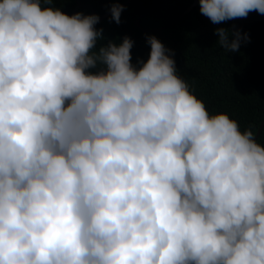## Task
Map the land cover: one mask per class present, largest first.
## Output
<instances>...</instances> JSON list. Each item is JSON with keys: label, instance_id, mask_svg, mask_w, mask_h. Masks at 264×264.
<instances>
[{"label": "clouds", "instance_id": "1", "mask_svg": "<svg viewBox=\"0 0 264 264\" xmlns=\"http://www.w3.org/2000/svg\"><path fill=\"white\" fill-rule=\"evenodd\" d=\"M54 3L0 0V264H264L254 131L209 113L154 35L133 65L128 36ZM199 4L214 24L264 14Z\"/></svg>", "mask_w": 264, "mask_h": 264}, {"label": "trees", "instance_id": "2", "mask_svg": "<svg viewBox=\"0 0 264 264\" xmlns=\"http://www.w3.org/2000/svg\"><path fill=\"white\" fill-rule=\"evenodd\" d=\"M125 0H120V3ZM55 0L54 6L72 15L97 14L99 17L112 7V0ZM193 0H158L149 13L135 19L155 3V0H130L123 5L120 23L112 14L105 16L95 27L103 29L106 40L121 42L125 36L133 41L131 62L146 61L151 46L148 36H155L166 49L172 50L178 75L189 85L190 91L203 101L209 113L224 112L235 119L241 130L252 129L256 134L264 119V20L262 14L251 11L247 17L214 24L200 11L199 0L182 18L169 25ZM164 27V28H163ZM241 34L239 50L226 52L216 44V28ZM245 34L247 39H244ZM264 145V125L256 138Z\"/></svg>", "mask_w": 264, "mask_h": 264}, {"label": "water", "instance_id": "3", "mask_svg": "<svg viewBox=\"0 0 264 264\" xmlns=\"http://www.w3.org/2000/svg\"><path fill=\"white\" fill-rule=\"evenodd\" d=\"M129 1H130V0H125L124 2H122V3H121L122 6L125 5L126 3H128ZM197 1H198V0H193V2H192V3H191V4H190V5H189L184 11H182L181 14L175 18V20H173L172 22H170L169 25L173 24L174 22H176L177 20H179L180 18H182V17H183V16H184L189 10H191V9L193 8V6H195V5L197 4ZM76 2H77V5H76L75 10L81 5L80 0H76ZM157 3H158V0H155V3L153 4V6H151L149 9H147L146 11H144L140 16H138V17L135 19V21H134L135 26H137V27H141V25H140V18L143 17L144 15H146L147 13H149L152 9H154L155 6L157 5ZM73 14H74V13H73ZM110 14H112L110 10L107 11V12H105L104 14H102V15L99 17V21L102 20L105 16H108V15H110ZM262 16H263V20H264V14H262ZM99 21H98V22H99ZM98 22H97V23H98ZM97 23H96V24H97ZM163 28H164V27H163ZM263 125H264V119H263L262 122L260 123V126H259V128H258V130H257V132H256V134H255V139L258 137V135H259V133H260V131H261Z\"/></svg>", "mask_w": 264, "mask_h": 264}]
</instances>
